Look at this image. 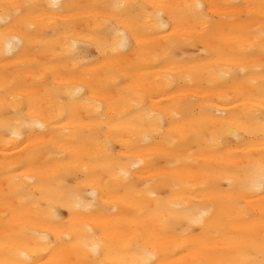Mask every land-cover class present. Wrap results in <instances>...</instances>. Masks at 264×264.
<instances>
[{"label": "bare ground", "instance_id": "6f19581e", "mask_svg": "<svg viewBox=\"0 0 264 264\" xmlns=\"http://www.w3.org/2000/svg\"><path fill=\"white\" fill-rule=\"evenodd\" d=\"M4 3L34 7L0 20V261L123 264L139 244L260 264L264 194L240 185L264 159L262 0Z\"/></svg>", "mask_w": 264, "mask_h": 264}, {"label": "snow or ice", "instance_id": "6c2138e0", "mask_svg": "<svg viewBox=\"0 0 264 264\" xmlns=\"http://www.w3.org/2000/svg\"><path fill=\"white\" fill-rule=\"evenodd\" d=\"M51 6L58 7V5L55 3H53ZM33 7L34 6L30 4H0V10L3 11V16H0V20H3V22L7 23L13 18L23 16L26 10ZM114 7L122 8L123 5H115ZM187 7L191 8L194 13L199 14L200 18L203 21H207L210 19V17L203 14V5L195 3ZM261 16L262 18H264V0H262L261 4ZM258 39L261 48L264 49V19H262L259 27ZM21 44L22 40L18 36L7 38L3 48V55H10L14 49V46H19ZM241 71H244V69H241ZM17 123L19 124V121ZM36 126L42 127V125L39 124H37ZM260 129L261 132L264 133V120L260 121ZM9 131L11 132L12 137L19 136V127H12L9 129ZM132 166L136 167L135 164H133ZM119 175L127 179L129 173L126 170L121 169ZM246 175L247 179L241 182L240 193L243 194L246 191L255 192L259 190L261 194H264V159L255 163H250L247 166ZM208 214V212H201L198 216L190 217V223L203 226L204 218ZM88 231L90 232L91 229H88ZM33 235L37 240L36 247L40 251H47L48 249L45 247V245L48 243L47 235L40 232H34ZM80 243L88 252H91L93 254H95L100 247V242L95 239H85ZM259 249L261 255L264 256V239L260 241ZM19 255L22 257V259L19 261V264H35V261H33L26 252H20ZM155 258L156 253L154 251H149L146 247H141L139 244H137V249L136 252L133 253V258L130 261L123 262V264H155ZM0 264H4V262L0 261ZM193 264H214V262L205 261L203 259H194ZM239 264H250V262L245 259L239 261ZM260 264H264V259L260 261Z\"/></svg>", "mask_w": 264, "mask_h": 264}]
</instances>
